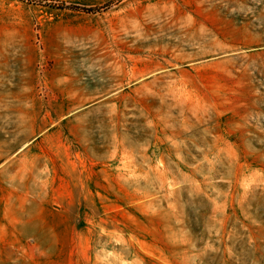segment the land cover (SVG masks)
<instances>
[{"label": "rangeland", "instance_id": "rangeland-1", "mask_svg": "<svg viewBox=\"0 0 264 264\" xmlns=\"http://www.w3.org/2000/svg\"><path fill=\"white\" fill-rule=\"evenodd\" d=\"M0 264H264V0H0Z\"/></svg>", "mask_w": 264, "mask_h": 264}]
</instances>
